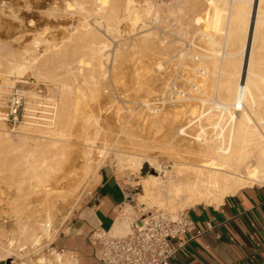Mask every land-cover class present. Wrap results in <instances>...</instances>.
<instances>
[{"label": "rangeland", "instance_id": "obj_1", "mask_svg": "<svg viewBox=\"0 0 264 264\" xmlns=\"http://www.w3.org/2000/svg\"><path fill=\"white\" fill-rule=\"evenodd\" d=\"M78 1L80 0H0V95L3 91H6L9 86L17 84L21 89H23L26 92L27 96L29 97V101L31 100L35 101L37 98L43 97L49 99L51 103L54 104L55 106V117H54V121L52 122L53 124L51 123L52 125H47L48 127L46 125L42 126L43 130L47 132L51 130L53 133L50 131L48 133L47 132L44 133L40 125L39 127L38 125L36 126L35 124H33V126L29 124L27 125V121L20 122L15 126L6 124L4 122H1L0 124V174L1 176L2 174L3 175L5 174L4 179L0 178V239L2 240L3 243H5L8 239L19 238L18 232L16 230L18 226L17 225L18 216H21V218L23 217L22 221L33 218L44 219V217L48 213L52 217V227H51L52 233L49 239L44 240L40 246H36L35 248L30 249V251L27 252V254L26 252H21V259L17 258L15 262H12L13 260L1 261L0 264H11V263L20 264V261L26 262L28 264H35L37 259L44 260L43 258L44 256L46 257L45 260L49 264H57L59 258H62V262L60 264H70L74 262L73 259L69 257V255L68 256L62 255V257L61 255H57L56 253H54L52 256L47 255V249L52 248L51 242L55 238V236H57L59 233L67 229L76 210L83 204L86 198L95 189L101 168L107 164L113 166L119 177L123 180L124 184L129 188L128 192L131 198V205L134 206V208L128 207V210L130 211V213H134V215L130 214L129 216L122 219L127 223L128 227H129V223L133 220L134 216H136L138 212H146L157 208L164 209L173 214L182 211L187 212L190 207L195 206L197 204L191 206L190 205L180 206L176 204L175 201H170V202L166 201L165 203H163V205H160L153 197L147 195V191L145 187L146 178H150L152 175H154L158 181L165 183L167 181L166 178L168 177L167 176L168 172L171 173L172 171L170 170L174 169L172 165L173 164L172 159H169L171 154V149L169 150L170 146L167 147L168 154L161 153L162 152L161 138H163V135L165 133H168V135H173L171 140L174 141L175 143L181 144L179 148L182 149L183 147L189 146L188 140H192V138L194 139L198 137V135L201 133L202 127L204 128V133L201 134V137L217 138L219 136V132L221 131V128H223L226 125V121H227L226 112L222 113L219 110L215 109L214 106L218 102H224L228 100L229 99L228 97L231 95V93L232 94L234 93L235 88L233 89V87L235 85V82L233 83V78L234 81L237 80L238 71L240 68L239 67L240 57H241L239 56L241 55L239 52H241L240 49H242L243 46L242 45L243 43L241 42H243L242 40L244 39L243 32H245L243 29V27H245V25L243 26V23L245 24V22L243 21L244 18L243 17L241 19L239 18L238 23L237 22L231 23L232 21H234V17L232 19L231 16L236 14L235 16L237 20L239 16V11L237 12L238 13L237 16V13L234 12L235 11L234 9L237 7L236 9L237 11L240 8H243V6L246 7L248 5L247 6V10H248L250 7L249 4L244 3L243 5L242 4L243 2L241 3L239 0H238L239 2H236V0L234 1L226 0V2L225 0H218V1L217 0H116V1L111 0L110 7L106 9L98 10V6H99L98 0L95 1L89 0L88 3H86L88 0H85L86 5L85 4L84 5L86 7L84 6L83 9L78 7V5H75L76 2ZM214 2L217 3L219 2L218 6L217 3H215V6H213ZM234 2L237 4H235ZM228 3L230 5L232 4V6L235 5L237 6L235 7L230 6L232 11H229ZM238 3H241L242 6L240 7V4ZM71 4L72 6L69 7V5ZM224 4L225 6H223ZM128 6H131L130 8L132 10L133 8L135 9L133 10V12H137L136 9H138V14H140L141 17L139 18L140 22L138 20L137 21L138 23L136 22V24L137 25L139 24L138 26L142 25L143 27H145L144 25H146L147 29L141 26L140 28L135 23H132V21L133 22L135 21L132 18L127 17L126 20L125 17L127 15V10L125 9ZM216 6L219 7V9H221L220 10L221 14L225 11L224 13L225 16L223 21L221 20L222 25H220L221 27H219L220 30L219 29L214 30L215 36L217 35V31L219 32V35L216 36L220 40L219 45L215 46V48L211 46L212 49H210L209 47L210 45L203 36H200L201 34L199 35V32L203 31V29H205V31H208L211 28V13L213 12ZM77 7L79 9H77ZM111 7L113 8L115 7L114 11L110 10ZM195 9L196 11H194ZM263 9H264V4H263ZM96 10L99 12V15ZM96 12H97V16L95 15ZM121 14L123 15L120 17ZM196 14L198 16H196ZM226 14L228 15V17L230 15L231 19L226 17L227 16ZM109 15H111L112 17L110 18ZM116 16L118 21L116 19ZM145 16L148 17L145 18ZM190 17H192L193 23ZM198 17H201L203 21L202 22L197 21L194 23L195 19L193 18L197 19ZM225 17L228 19L229 23L231 24H228ZM120 19H123L124 21H120ZM113 21L115 25L112 24ZM144 21L146 22L149 21V22L146 23ZM222 22H224V25ZM226 22L228 25H231V27L225 24ZM79 23H81L82 26ZM90 23L92 26H90ZM196 23L198 25H194ZM86 24L88 26H86ZM93 24H96L97 28L94 27L96 25L93 26ZM235 24L236 25L238 24L237 25L238 29L234 27ZM102 25L105 28L102 27ZM110 25L111 26L113 25L114 27L113 26L110 27ZM192 25H194V27H192ZM226 25L228 27H225ZM132 26L133 29L131 28ZM186 26H188V28H186ZM90 27L92 28L94 27L95 29L94 28L92 29ZM128 27H130L131 30H129ZM224 28L227 33L223 31ZM234 28L236 32H233ZM81 29L83 30L81 31ZM116 29L118 33H115ZM122 30L126 34L122 32ZM263 30L264 29H262V32L264 33ZM90 31L92 33H89ZM106 31H110L111 33H114L115 38L113 37V34L110 33L108 35L109 32L106 33ZM196 31H197L196 34L197 36L195 35ZM150 32L153 33L151 34ZM94 33L95 34L98 33L96 34L98 36L100 34V39H98L99 38L98 36H94L95 35ZM143 33L144 34L150 33L149 36L150 42L143 40L144 39ZM233 33L237 35L239 33V36L238 37L235 36L236 37L235 38L233 37L234 36ZM80 34L83 35L84 37L88 34L87 37L89 38V40L88 38L87 39L85 38L86 40L85 41L84 37H82ZM91 34H93V36ZM227 34H230L229 37L232 35L231 36L232 39L231 37L228 38ZM263 35L264 34H261V37ZM90 36L91 38H95V39H91ZM79 39L83 40L82 43H79L80 41ZM108 39L112 41H109ZM133 39H136L137 42H135V40ZM233 39L234 42L232 41ZM126 41L127 43H125ZM164 41H167L168 43ZM258 41H260V39H258L257 42ZM26 42L28 43V45ZM100 42L101 44L102 43L107 44V47L103 49L105 53L103 57L104 60L105 58L106 60L104 61V66L102 68L100 67L94 68L93 72L95 71L94 72L95 74L92 72V74L90 75L88 74V72L84 73V75L81 76H78L76 74H75L76 76L75 75L73 76L72 73L69 74L66 73L67 71L63 65V63L66 60H70L71 58L73 59L81 55H86L88 53V47H90L93 43L99 44ZM151 42L154 43L151 44ZM163 42L165 45L163 44ZM261 42L262 40L259 43H255V44L261 45ZM43 43L46 44L44 45ZM52 43L53 44L57 43V45L56 44L52 45ZM160 43H162V45L164 46L162 47ZM231 44L233 47H231ZM130 45H133L135 48L133 49V46ZM152 45L157 47L153 49L154 46ZM26 46L32 47L31 49L34 50L35 52L34 55H39L40 53L39 60L43 58V62L42 60L37 61V63L35 64L36 66L32 67V69L35 68V70L39 68L41 72L39 71L40 73L38 75V72H36L38 70L32 71V69L29 67L28 70L23 75L20 76L19 75L16 76V74L8 75L6 71L11 61H18V60L20 61L25 56H27L26 59L32 60L30 58L32 57L31 55H33L31 52H30L31 54L29 53L25 54L24 49ZM56 46L58 47L61 46L60 48L61 53L60 51H58V53H60V55L63 56V57L60 56L61 60H58L60 57L57 58V60H55L56 59L55 57L54 59H52L54 53L50 54L48 52L50 54L49 56H47L48 54L44 53V51L46 52V49L48 51L52 49L53 50L57 49L58 47ZM70 46L71 48L68 49V47ZM34 47L37 48L34 49ZM151 47L153 50L151 49ZM223 47L225 49H223ZM257 47L258 49L255 48L254 51L258 53H256L257 56L254 55L253 60L255 62H258L259 58H261L260 62H264L262 61V59H264L263 58L264 48L261 49L260 46ZM80 48H84V49H80ZM231 48L233 53L232 51H230ZM20 49H22L24 52ZM66 49L69 54L67 52L66 54L64 53ZM213 49L217 52L218 55L215 54L216 52L213 53ZM69 50H71V52H69ZM15 51L18 54H16ZM236 51L237 52L239 51L238 52L239 54L236 53ZM63 53L65 54V56L67 55V57H65ZM71 53L72 54L75 53V54H73L72 56ZM12 54H13L12 58L15 57L14 58L15 60L10 57L12 56ZM198 56H201V58L203 56L204 60L203 59L201 60V58ZM47 57L48 59L44 60ZM231 57L233 59H231ZM257 57H258V61L256 60ZM133 58L135 62L133 61ZM137 58L140 59V61L141 60L142 61L141 62L138 61ZM46 61L48 65L46 66L47 68L45 66H42L44 62L46 63ZM214 62H216L217 64L220 63L222 65L219 66V64L218 65L214 64ZM54 63L58 65H55ZM124 63L125 65H123ZM140 63H142V65ZM228 63L229 65H227ZM127 64L129 65L126 66ZM130 64L131 67H129ZM232 64L235 65L233 66ZM232 66L235 68L231 69ZM60 68L63 70H61ZM133 68L135 69L141 68L140 69L141 72L140 70H135ZM45 69L48 71H46ZM42 70L44 73L42 72ZM234 70L237 73L234 72ZM48 72L52 73V74L49 73L51 75L49 77H48L49 75ZM208 72H211L210 74L214 73L213 76H211ZM41 73L42 75L44 74L43 75L44 79ZM64 73L65 75H63ZM93 74L95 76L98 75L100 77L98 76L95 77ZM203 75L205 76L206 79L203 78ZM229 75H231V77ZM86 76L87 78L85 79ZM137 76H139V78ZM6 77L9 78V81L7 82L8 84L4 82V79ZM91 77L95 79V82ZM210 77L211 79H209ZM55 78H59L61 82L60 80ZM96 78H102V80L100 81L99 79ZM202 78L203 80L204 79L205 80L204 81L200 80ZM82 79L84 80L82 81ZM225 79H227V81ZM70 80L72 83L70 82ZM63 81H65L66 84L63 83ZM92 81L94 82V85L92 84L93 83ZM96 81L97 84L98 83L101 84L95 86ZM134 81L136 82V84H133L135 83ZM209 81L211 84L209 83ZM195 83L196 85L200 86V88L202 89V92L199 94H197V92L194 91ZM207 83H209L211 86H209ZM73 84L76 87L73 86ZM64 86L67 87L66 89L69 90L73 89V91L72 92H70L69 90L64 91L63 90L65 89ZM97 86L98 88H102V89L98 90ZM192 86L193 89H191ZM230 87L231 89H229ZM79 88L82 89L83 92L81 90H77ZM74 90H76L77 92ZM179 91L186 92L188 95L182 96L181 93H178ZM93 92L96 93L94 94ZM66 93H67V97H63V94L64 96H66ZM76 93L77 94L81 93V94L77 95ZM225 95L227 96L225 97ZM63 98L64 99L68 98L67 99L68 101L66 99L64 100ZM73 101L74 103L75 101H78V105L75 103V106L77 105L76 107L73 105L74 104ZM72 105L73 107L71 108ZM77 107L80 113L77 111ZM103 107L104 108L106 107L105 109L107 110V112L106 110H104ZM73 108H76L75 113H73L74 112ZM88 108L91 110H89ZM83 110L85 111L83 112ZM87 111H89L91 115L93 113V116L94 115L96 116L95 117L96 122L93 121L94 120L93 116L90 115L89 117L90 113H87ZM83 115L84 117L86 115L87 116L84 118ZM79 116H81L82 119ZM73 118L74 119L78 118L77 119L78 124L77 122H74ZM70 119H72L74 122V123L72 122L73 123L72 125H75L76 123V125L79 126L80 124L79 127L81 130H79V127L75 126L73 129H71V132L68 131L70 129L67 128L68 125L65 127V124H68L69 122L70 124L69 126H71V122L69 121ZM79 119L82 121H79ZM66 121L68 122L66 123ZM22 123L25 125H23ZM186 124H191L188 128H186L187 135L183 137L178 136L176 132L177 129L180 126H184V125L186 126ZM20 125H22L21 126L22 129L19 128ZM63 126L67 128V131ZM37 127L39 129L35 130V128ZM65 132L66 133L69 132L67 133L68 136L67 134H65ZM74 133H76V136L73 135L74 138H72L70 134H74ZM86 133L88 134L86 135ZM54 135L56 137H54ZM89 135L92 136V137L90 136L92 139H94L93 137H95L94 140L95 142L93 141L95 144L92 142V139L89 141H91L93 144H90V142L83 143L87 146V150H85L86 146L83 145L81 141L82 142L86 141V138L83 139V137L85 136L89 137ZM43 137H45L44 138L45 143L42 145V149L40 150L39 154L42 155L43 157H46L48 161H51L50 163L51 169L47 170L46 172L42 171L44 173L42 175L39 174V176H32L30 173L25 174L26 177L31 178L30 181L33 183V186L36 185L35 182H37V186L34 188V191L30 193V195L27 198H25L23 195L25 194L24 191H20L19 186H17L19 185L18 178H12L11 177L12 171L8 170L7 168H6L7 170L4 172L1 170L5 169L4 162L7 156L16 153V151L19 149H24L25 148L24 146L26 144L32 145L34 143L33 140L43 143L44 142L42 139ZM52 138L54 140L53 141L51 140L52 142L51 141L49 142L50 143L49 146L52 147L49 148L47 147V145L49 144L47 142ZM61 138L63 139L68 138L67 139L68 141L69 138L70 139L72 138V141H74V143H72L71 140L70 142H68L66 139L63 140ZM61 140H63V143H61ZM148 140L150 141L148 142ZM66 141L67 143L65 144L64 142ZM145 141L148 145L144 144ZM158 143H160L159 144L160 146L158 145ZM71 144H73V146ZM142 144H144L146 147H144V145ZM57 145L59 147L60 145L61 146L68 145L69 154L66 153L67 150L65 151V149L68 146L66 147L63 146L65 148L64 149L65 152L61 153L63 151L56 150L58 147L55 149L54 146ZM80 145L85 147H81ZM91 145L92 147L95 146L93 149V153L91 149L92 147H90ZM63 147H60L58 149H63ZM154 147L157 148L155 149ZM45 148L47 150H44ZM49 149L55 152H51L49 151ZM75 149H77L79 152L77 153V150L75 151ZM70 150H72L71 151L72 153H70ZM58 151L60 152V156H63V154L65 153L67 154L66 156L68 157V160H66L67 157H63V159H65L67 163L65 162V160L64 161L59 160L61 158L59 156ZM153 151L155 152L153 153ZM180 152L183 151L181 150ZM145 154L150 155L152 157L156 155L155 157L157 159L155 157L153 158L156 159L157 163H159L160 167L162 168L156 171H152V165H151L152 163L150 161L148 162L145 161L143 163V166L140 169H138L135 166L136 164L131 160V158L139 159L142 158ZM161 154L163 156H161ZM56 158H58V160ZM60 161L61 163H59ZM87 161H89L90 163ZM171 175L174 177L175 173H172ZM30 181L22 184L23 188L26 189L30 185L31 183ZM253 185H260V184L255 183ZM200 204H206V203H200ZM34 213L35 215H33ZM27 216H29V218H27ZM1 223L4 224L2 225ZM128 227H127V231H128ZM127 231L122 235L126 234Z\"/></svg>", "mask_w": 264, "mask_h": 264}, {"label": "bare ground", "instance_id": "obj_2", "mask_svg": "<svg viewBox=\"0 0 264 264\" xmlns=\"http://www.w3.org/2000/svg\"><path fill=\"white\" fill-rule=\"evenodd\" d=\"M95 1V0H94ZM114 1V0H113ZM116 1V0H115ZM218 1V0H217ZM234 1V0H233ZM232 1V3H233ZM243 5L244 3H247L250 5L249 9L247 10V6H243V8H240L239 10L236 11L237 7L234 9L235 11L234 12H238L239 11V16H238V13H237V20H236V14L232 15L231 18L233 19L234 17V21H232L231 23L233 22H239V18L241 19L242 17L244 18V22L245 24L243 23V26L245 25V27H243L244 31V39L242 45V49L241 52H239L241 55L240 57V68H239V71H238V76H237V80L234 81V78H233V83L235 82V85L233 87L234 89V93L232 94L231 92V95L227 98L228 100L224 101V102H218L214 108L219 110L220 112L222 113H225L227 114V121H226V125L221 128V131L219 132V136L217 138H208V137H201V134L204 133V128L202 127V130H201V133L198 135V137L196 138H192V140H188L189 142V146H186V147H183L182 149L179 148V146L181 144H178V143H175L174 141L171 140V138L173 137V135H168V133H165L163 135V138H161V141H162V154H168V151H167V147L170 146L169 150L171 149V154H170V157L169 159H172V165H173V170H170L172 171L171 173L168 172V177L166 178L167 181L164 183V182H160L156 179V177L154 175H152L150 178H146L145 179V187H146V191H147V195L150 196V197H153L157 203H159L160 205H163V203H165L166 201L170 202V201H175L176 204L180 205V206H183V205H195V204H200V203H206V204H214L216 206L220 205L224 199L227 197V196H230V195H234L236 194L239 190H241L242 188L244 187H247V186H251L255 183H259L260 185L261 184H264V62H260L261 61V58H259V61H258V57H257V61L258 62H255L253 59H254V55H256V51L255 48L258 49L257 46H260L261 49L264 48V42H263V36L261 37V34H264L262 32V29H264V9H263V4H264V0H239ZM238 0H236V2H239ZM85 0H80L78 2H76L75 5H78V7H80L81 9H83V7L86 5L85 4ZM89 0L86 2L88 3ZM97 2V1H96ZM226 2V0H225ZM94 3V2H93ZM98 3H99V6H98V10H102V9H106L108 7L111 6V0H98ZM116 3V2H115ZM215 3L217 2H214V5L215 6ZM219 3V2H218ZM218 3H217V6H218ZM235 3V2H234ZM241 3H238L240 4V7L242 6ZM85 4V5H84ZM226 4V3H225ZM225 4L223 6H225ZM229 4V3H228ZM227 4V5H228ZM237 4V3H235ZM88 5V4H87ZM234 5V4H233ZM72 6L69 5V7ZM215 7V9L213 10V12L211 13V28L208 30V31H205V29H203V31H200L199 32V35L200 36H203L206 41L208 42V44L210 45V49L211 46L215 48V46H218L219 45V39L216 37L217 35H219V32L217 31V35L215 36V31L214 30H218L219 27H221L220 25L221 24V20L223 21L224 19V16H225V11L221 14L219 7ZM232 4L228 5V8H229V11H232L231 7ZM237 6V5H235ZM235 6H232V7H235ZM77 7V9H79ZM86 7V6H85ZM89 7V6H88ZM131 6H128L125 10H127V15H126V20H127V17L128 18H132L134 19L135 21L132 23H135L139 20V18L141 17L140 14H138V9H136L137 12H133V10H135L133 8V10L130 8ZM115 8V7H114ZM114 8L111 7L110 10L114 11ZM214 8V7H213ZM54 9V8H53ZM117 9V8H116ZM120 9V8H119ZM226 9V8H225ZM224 9V10H225ZM231 9V10H230ZM121 10V9H120ZM119 10V11H120ZM81 11V10H80ZM97 11V10H96ZM123 11V10H122ZM196 11V9L194 10ZM222 11H223V8H222ZM94 12V10H93ZM98 12V11H97ZM97 12L95 13V15L97 16ZM193 12V11H192ZM198 12V11H197ZM78 13V12H76ZM83 13V12H81ZM112 13V12H111ZM121 13V12H120ZM140 13V12H139ZM155 13V12H154ZM228 13V11H227ZM28 14V13H27ZM103 14V13H101ZM100 14V16H101ZM105 14V13H104ZM107 14V12H106ZM117 14V13H116ZM126 14V12H125ZM124 14V15H125ZM224 14V15H223ZM98 15H99V12H98ZM123 14L120 15V17L122 16ZM147 15V14H146ZM223 15V16H222ZM227 15V14H226ZM231 15V13H230ZM230 15L228 17V15L226 17L230 18ZM28 16V15H27ZM144 16V14H143ZM154 16V15H153ZM190 16V15H189ZM194 16V15H193ZM196 16H198L196 14ZM86 17V16H85ZM99 17V16H98ZM103 17V15H102ZM109 17L111 18L112 16L109 15ZM115 17V16H114ZM118 17V18H120ZM148 17V16H145V18ZM225 17V19L227 20L228 24H231L229 23L228 19ZM108 18V17H107ZM143 18V17H142ZM144 18V19H145ZM191 20H192V17H190ZM230 18V19H231ZM83 19V18H82ZM88 19V17H87ZM105 19V17H104ZM103 19V20H104ZM116 19H117V16H116ZM124 19V18H123ZM123 19H120V21H124ZM195 19L194 20V23L195 22H202L203 19H201V17H198L197 19L196 18H193ZM85 20V19H84ZM102 20V19H101ZM110 20V19H108ZM115 20V19H114ZM125 20V21H126ZM131 20V19H130ZM150 20V19H149ZM153 20V19H152ZM225 20V21H226ZM254 20V21H253ZM79 21V20H78ZM87 21V20H86ZM93 21V20H92ZM91 21V22H92ZM118 21V19H117ZM251 21L253 22V26H252V38H251V42L250 44L248 45V37H249V30H250V26H251ZM111 22V21H110ZM140 22V20H139ZM142 22V21H141ZM146 22V21H144ZM149 22V21H147ZM146 22V23H147ZM190 22V21H189ZM227 22L225 24H227ZM102 23V22H101ZM120 23V22H119ZM138 23V22H137ZM192 23H193V20H192ZM223 25H224V22H222ZM81 24V23H79ZM112 24H114V21L112 22ZM121 24V23H120ZM190 24V23H189ZM200 24V23H199ZM227 24V25H228ZM96 25V24H93V26ZM115 25V24H114ZM117 25V24H116ZM119 25V24H118ZM122 25V24H121ZM137 25V24H136ZM139 25V24H138ZM137 25V26H138ZM194 25H198L197 23L194 24ZM194 25H192V27H194ZM225 26V27H228L231 25H228V26ZM238 25V24H237ZM235 24L234 27H236L238 29V26ZM31 26V25H30ZM73 26V25H72ZM82 26V24H81ZM85 26V25H84ZM86 26H88L86 24ZM90 26L91 23H90ZM113 26V25H112ZM110 25V27H112ZM130 26V25H129ZM141 27H143L142 25H140ZM138 26V27H140ZM145 29H147L146 25H144ZM97 28V25L94 26ZM93 27V28H94ZM102 27H104L102 25ZM114 27V26H113ZM140 27V28H141ZM169 27V26H168ZM74 28V27H73ZM72 28V30H73ZM86 28V27H85ZM92 28V27H90ZM92 28V29H93ZM101 28V27H100ZM105 28V27H104ZM129 30H131V28L133 29V26L130 28L128 27ZM142 28V29H143ZM171 28V27H170ZM186 28H188V26H186ZM223 28V27H222ZM70 29V28H69ZM95 29V28H94ZM102 29V28H101ZM114 29V28H113ZM193 29V28H192ZM198 29V28H196ZM200 29V28H199ZM83 29H81L82 31ZM98 30V29H97ZM107 30V29H106ZM109 30V29H108ZM119 30V29H118ZM169 30V29H168ZM220 30V29H219ZM228 30V29H227ZM67 31V30H65ZM71 31V30H70ZM87 31V30H86ZM93 31V30H92ZM95 31V30H94ZM101 31V30H99ZM111 31V29H110ZM110 31H106L109 32L108 35L111 33ZM117 31V29H116ZM115 33H118V31ZM189 31V30H188ZM222 31V30H221ZM220 31V32H221ZM225 31V28L224 30ZM243 31V30H242ZM264 31V30H263ZM69 32V31H68ZM122 32H124L122 30ZM140 32V31H139ZM148 32V31H147ZM190 32V31H189ZM226 32V31H225ZM233 32H236L235 31V28H234V31ZM89 33H92L91 31ZM125 33V32H124ZM128 33V31H127ZM141 33H142V30H141ZM140 33V34H141ZM151 33V32H150ZM150 33L149 34H144V41H149V36H150ZM153 33V32H152ZM151 33V34H152ZM191 33V32H190ZM193 33H194V30H193ZM227 33V32H226ZM261 33V34H260ZM30 34V33H29ZM32 34V33H31ZM34 34V33H33ZM67 34V33H66ZM95 34V33H94ZM98 34V33H96ZM94 35V36H98V35ZM113 34V37L115 36L114 33H111ZM121 34V33H119ZM126 34V33H125ZM197 34V31L195 33V35ZM222 34V33H221ZM232 34V33H230ZM230 34H227L228 38ZM234 34V33H233ZM28 35V34H27ZM38 35V34H37ZM74 35V34H73ZM81 35V34H80ZM93 36V34H91ZM154 35V34H153ZM168 35V34H167ZM194 35V34H192ZM198 35V36H199ZM29 36V35H28ZM82 37H84L83 35H81ZM88 34L84 37V40L85 38L87 39L88 37ZM103 36V35H101ZM190 36V35H189ZM197 36V35H196ZM226 36V34H225ZM238 37L239 36V33L238 35L237 34H234L233 37ZM55 37V36H53ZM57 37V36H56ZM100 39V34L98 36ZM111 37V36H110ZM235 37V38H236ZM37 38V37H36ZM40 38V37H39ZM52 38V37H51ZM73 38V37H72ZM81 38V37H80ZM91 38V36H90ZM97 38V37H96ZM106 38V37H104ZM109 38V37H108ZM112 38V37H111ZM115 38V37H114ZM131 38V37H130ZM135 38V37H134ZM152 38V37H151ZM154 38V37H153ZM160 38V37H159ZM194 38V37H192ZM203 38V39H204ZM225 38V37H223ZM234 38V39H235ZM56 39V38H55ZM76 39V38H75ZM74 39V40H75ZM83 39V38H82ZM91 39H95V38H91ZM113 39V38H112ZM132 39V38H131ZM140 39V38H139ZM227 39V38H226ZM225 39V40H226ZM232 39V37H231ZM230 39V40H231ZM234 39L232 40L234 42ZM260 39V41L262 40L261 42V45L260 44H255V43H259L260 41L257 42V40ZM42 40V39H41ZM50 40V38H49ZM80 40V39H79ZM89 40V38H88ZM109 41H112L110 39H108ZM107 40V41H108ZM136 41V39H133ZM162 40V39H161ZM167 40V39H165ZM198 40H199V37H198ZM229 40V39H228ZM38 41V40H37ZM55 41V40H54ZM77 41V40H76ZM83 40H80L79 43H82ZM86 41V40H85ZM96 41V40H95ZM104 41V40H103ZM115 41V40H114ZM118 41V39H117ZM120 41V40H119ZM131 41V40H130ZM129 41V42H130ZM227 41V40H226ZM225 41V42H226ZM60 42V41H59ZM98 42V41H97ZM124 42V41H123ZM150 42V41H149ZM164 42H167V41H164ZM163 42V44H164ZM237 42V41H236ZM27 43V42H26ZM74 43V41H73ZM106 43V41H105ZM105 43H102L101 42L99 44L97 43H93L90 47H88V53L86 55H81L79 57H76V58H71L70 60H66L63 65L66 69V73H72L73 76L76 74L78 76H81V75H84V73L88 72V74H92L94 68H102L104 66V48L107 47V44ZM109 43V42H107ZM127 43V41L125 42ZM139 43V42H138ZM154 43V42H153ZM151 42V44H153ZM158 43V42H157ZM168 43V42H167ZM204 43V42H203ZM227 43V42H226ZM44 44V43H43ZM42 44V46H43ZM46 44V43H45ZM44 44V45H45ZM57 45V43H54ZM52 43V45H54ZM101 44V45H100ZM118 44V43H116ZM161 46L163 47L164 45H162V43H160ZM26 45V44H25ZM28 45V43H27ZM33 45V44H32ZM41 45V44H40ZM59 45V44H58ZM77 45V44H76ZM114 45V44H113ZM120 45V44H119ZM144 45V44H143ZM147 45V44H146ZM149 45V44H148ZM156 45V44H155ZM237 45V44H236ZM256 45V46H255ZM23 46V44H22ZM39 46V45H38ZM37 46V47H38ZM47 46V45H46ZM73 46V45H72ZM125 46V45H124ZM130 46H133V45H130ZM154 46V45H152ZM36 47V48H37ZM54 47V46H53ZM52 47V48H53ZM58 47V46H56ZM114 47V46H113ZM157 46H154V48H156ZM159 47V45H158ZM231 47L232 44H231ZM22 48V47H21ZM24 48V47H23ZM32 47L30 46H26L24 51H25V54L26 53H29V54H33L31 55L32 57H30L32 60L30 59H26L27 56L23 57L22 60H17L18 61H11V63L9 64V67L7 68V74L8 75H14L16 74L17 75H23L27 70L28 68L30 67L32 69V67L36 66L35 64L37 63V61H41L43 62V58L41 60H39V55H34L35 52L34 50L31 49ZM34 47V49H36ZM51 48V47H50ZM60 48L61 46H59L57 49H52L50 51H48L46 49V52L44 51V53L48 54L47 56H49L50 54L54 53V56L52 59H54V57L56 58L55 60H57V58H59L61 55V51H60ZM67 48V47H66ZM70 47H68V49H70ZM128 48V47H127ZM126 48V49H127ZM135 47L133 46V49ZM78 49V48H77ZM80 49H84V48H80ZM152 49V47H151ZM152 49V50H153ZM171 49V47H170ZM223 49H225L223 47ZM22 50V49H20ZM113 50V49H112ZM111 50V51H112ZM156 50V49H155ZM237 50V49H235ZM250 50V54H249V59H248V67L246 69V72L242 78V74H243V63H244V58H245V54ZM264 50V49H263ZM23 51V50H22ZM23 51V52H24ZM58 51H60V53H58ZM118 51V50H117ZM121 51V50H119ZM157 51V50H156ZM163 51V50H162ZM219 51V50H218ZM230 51H232V48L230 49ZM259 51V50H258ZM262 51V50H260ZM19 52V51H17ZM22 52V53H23ZM31 52V53H30ZM50 54H49V53ZM67 52V49L66 51L64 52L66 54ZM69 52H71V50H69ZM75 52V51H74ZM108 52V51H107ZM116 52V51H115ZM216 51L213 49V53H215ZM224 52V51H223ZM227 52V51H226ZM236 51V53H238ZM16 53V51H15ZM21 53V52H20ZM58 53V54H57ZM63 53V54H64ZM68 53V52H67ZM82 53V52H81ZM84 53V51H83ZM109 53V52H108ZM118 53V52H117ZM121 53V52H120ZM210 53H211V50H210ZM233 53V51H232ZM238 53V54H239ZM261 53V52H260ZM18 54V53H16ZM15 54V55H16ZM37 54V52H36ZM64 54V56H65ZM69 54V53H68ZM72 54V53H71ZM75 54V53H73ZM72 54V56H73ZM79 54V53H77ZM216 55L217 52L215 53ZM235 54V53H234ZM21 55V54H20ZM109 55V54H108ZM111 55V53H110ZM116 55V54H115ZM130 55V54H129ZM202 55V54H201ZM213 55V54H212ZM71 56V57H72ZM107 56V55H106ZM133 56V55H132ZM214 56V55H213ZM220 56V55H219ZM257 56V55H256ZM255 56V58H256ZM5 57V56H4ZM11 58L13 57V54L12 56H10ZM19 57V56H18ZM43 57V55H42ZM52 57V56H51ZM63 57V56H61ZM61 57L58 59V60H61ZM67 57V55L65 56ZM201 58V56H198ZM207 57V56H206ZM215 57V56H214ZM260 57V56H259ZM10 58V59H11ZM15 58V57H14ZM12 58V59H14ZM20 58V57H19ZM41 58V57H40ZM204 57L202 56L201 60L203 59ZM211 58V56H210ZM213 58V57H212ZM264 58V57H263ZM48 59L45 58L44 60ZM50 59V58H49ZM65 59V58H63ZM108 59V57H107ZM123 59V58H121ZM131 59V58H130ZM129 59V60H130ZM231 59H233L231 57ZM15 60V59H14ZM138 61H140V59L137 58ZM204 60V59H203ZM131 61V60H130ZM129 61V62H130ZM133 61L135 62L134 58H133ZM132 61V62H133ZM142 61V60H141ZM140 61V62H141ZM144 61V60H143ZM198 61H199V58H198ZM236 61V60H235ZM262 61H264V59H262ZM117 62V61H116ZM125 62V61H124ZM204 62V61H202ZM200 62V63H202ZM232 62V60H231ZM40 63V62H38ZM57 63V62H56ZM54 63L55 65H58ZM128 63V62H127ZM46 64V65H44ZM44 64L42 66H48L47 65V61L46 63L44 62ZM50 64V63H49ZM106 64V63H105ZM108 64V63H107ZM119 64V63H118ZM142 65V63H140ZM139 64V65H140ZM204 64V63H203ZM214 64H217L216 62H214ZM219 66H221L222 64L218 63ZM217 64V65H218ZM125 65V63L123 64ZM129 64H127L126 66H128ZM140 65V66H141ZM229 65V63L227 64ZM233 65V64H232ZM235 65V64H234ZM233 65V66H234ZM41 66V65H40ZM41 66V67H42ZM50 66V65H49ZM115 66V65H114ZM118 66V65H117ZM231 66V64H230ZM235 68V67H233ZM131 67V64L130 66ZM229 67V66H227ZM226 67V69H227ZM38 68V66H37ZM47 68V67H46ZM50 68V67H49ZM142 68V67H141ZM140 68V69H141ZM159 68V67H158ZM238 68V66H237ZM61 69V68H60ZM64 69V70H65ZM127 69V67H126ZM135 69V68H133ZM140 69H135V70H140ZM229 69V68H228ZM36 71L38 72V75L39 73L41 72L38 69L35 70L32 69V71ZM44 70V69H43ZM42 70V72H43ZM46 70V69H45ZM54 70V69H53ZM53 70H50V71H53ZM63 70V69H61ZM97 70V69H96ZM117 70V68H116ZM130 70V69H129ZM5 71V70H3ZM40 71V72H39ZM48 71V70H46ZM59 71V69H58ZM132 71V70H131ZM134 71V70H133ZM232 71V70H231ZM95 72V71H94ZM93 72V73H94ZM141 72V70H140ZM207 72V71H205ZM234 72H236L234 70ZM44 73V72H43ZM51 73V72H48V74ZM61 73V72H60ZM59 73V74H60ZM104 73V72H103ZM107 73V72H106ZM203 73V72H202ZM209 74L211 72H208ZM226 73V72H225ZM230 73V72H229ZM237 73V72H236ZM32 74V73H31ZM36 74V73H34ZM52 74V73H51ZM57 74V73H56ZM58 74V75H59ZM66 74V75H68ZM95 74V73H94ZM93 74V75H94ZM198 74V73H197ZM204 74V73H203ZM214 74V73H213ZM213 74H210L211 76H213ZM33 75V74H32ZM42 75V73H41ZM44 75V74H43ZM42 75L43 79H44V76ZM55 75V74H54ZM61 75V74H60ZM65 75V73L63 74ZM75 75V76H76ZM106 75V74H105ZM51 76L50 74L48 75V77ZM71 76V75H70ZM77 76V77H78ZM95 76V75H94ZM98 76V75H96ZM95 76V77H96ZM102 76V75H101ZM108 76V75H107ZM132 76V75H131ZM150 76V75H149ZM231 77V75H229ZM41 77V78H42ZM56 77V76H55ZM100 77V76H98ZM116 77V76H115ZM120 77V76H119ZM133 77V76H132ZM139 78V76H137ZM209 77V76H208ZM37 78V76H36ZM39 78V77H38ZM52 78V77H51ZM68 78V77H67ZM87 78V76L85 77V79ZM92 78V77H91ZM203 78H205V76L203 75ZM200 79V80H203ZM55 79H58L60 80L59 78H55ZM77 79V78H76ZM74 79V80H76ZM93 79V78H92ZM96 79H99L100 81L102 80V78H96ZM121 79V78H120ZM153 79V78H152ZM206 79V78H205ZM204 79V80H205ZM211 79V77L209 78ZM215 79V77H214ZM230 79V78H228ZM65 80V78H64ZM72 80V79H71ZM70 80V82H71ZM73 80V81H74ZM84 79H82L83 81ZM88 80H91V79H88ZM87 80V81H88ZM94 82H95V79H93ZM122 80V79H121ZM124 80V79H123ZM132 80V79H131ZM203 80V81H204ZM227 81V79H225ZM9 81V78H5L4 79V82L6 84H8L7 82ZM104 81V80H103ZM25 82V81H24ZM61 82V80H60ZM90 82V81H89ZM93 82V81H92ZM94 82L92 83L94 85ZM107 82V81H106ZM135 82V81H134ZM201 82V81H200ZM207 82H208V79H207ZM63 83H65V81H63ZM61 83V84H63ZM72 83V82H71ZM85 83V82H83ZM105 83V82H104ZM141 83V82H139ZM198 83V82H197ZM206 83V82H204ZM210 83V81H209ZM209 83H207L209 86H211ZM66 84V83H65ZM64 84V85H65ZM101 83H98L97 84V81H96V85H99ZM106 84V83H105ZM110 84V83H109ZM133 84H136L133 83ZM203 84V83H202ZM213 84V83H212ZM229 84V83H228ZM89 85V84H88ZM91 85V84H90ZM108 85V84H107ZM142 85V84H141ZM230 85V84H229ZM63 86V85H61ZM67 86V85H66ZM70 86V85H69ZM73 86H75L73 84ZM110 86V85H109ZM138 86V84H137ZM205 86V85H204ZM65 87V86H64ZM76 87V86H75ZM81 87V86H79ZM228 87V86H227ZM67 87H65V89H63L64 91H67L69 89H66ZM83 88V86H82ZM98 88V86H97ZM206 88V87H205ZM209 88V87H208ZM207 88V89H208ZM99 89H102V88H98ZM192 89V88H191ZM231 89V87L229 88ZM77 90H81L82 89H77ZM97 90V89H96ZM70 92L73 91V89H70L69 90ZM76 91V90H74ZM93 91V90H92ZM194 91L197 92V94L201 93L202 92V89L200 88V86L196 85V83L194 84ZM225 91H226V88H225ZM77 92V91H76ZM83 92V91H82ZM86 92V91H85ZM84 92V94H85ZM102 92V91H101ZM91 93V92H90ZM94 94L96 92H93ZM92 93V95H93ZM108 93V91H107ZM65 94V93H64ZM63 94V97H67V93H66V96H64ZM77 94V93H76ZM81 93L77 94V95H80ZM83 94V95H84ZM99 94V93H98ZM196 94V93H195ZM227 94V93H226ZM76 95V96H77ZM89 95V94H87ZM102 95V94H101ZM116 95V94H115ZM223 95V94H221ZM86 96V95H85ZM227 95H225L226 97ZM107 97V96H106ZM121 97V96H120ZM196 97V96H195ZM200 97V96H199ZM223 97V98H225ZM70 98V97H69ZM72 98V97H71ZM198 98V97H197ZM64 99V98H63ZM66 100L68 98H65ZM64 99V100H65ZM75 99V97H74ZM78 99V98H77ZM97 99V98H96ZM199 99V98H198ZM202 99V98H201ZM201 99H200V102H201ZM33 101V100H32ZM68 101V100H67ZM204 101V100H202ZM66 102V101H65ZM74 103V101H73ZM75 103L78 105V101H75ZM75 103L73 104L75 106ZM148 103V102H147ZM205 104V103H204ZM73 105L71 106V108L73 107ZM76 105V106H77ZM153 105V104H152ZM75 106V107H76ZM200 106V105H199ZM86 107V106H85ZM198 107V105H197ZM104 108V107H103ZM106 108V107H105ZM104 108V110H106ZM110 108V107H109ZM157 108V107H156ZM74 109V112L76 111V108H73ZM89 109V108H88ZM81 110V109H80ZM91 110V109H89ZM77 111H78V107H77ZM85 110H83L84 112ZM93 111V110H92ZM91 111V112H92ZM156 111V110H155ZM80 113V111H78ZM77 112V113H78ZM96 112V111H95ZM107 112V110H106ZM87 113H90L89 111H87ZM83 114V113H82ZM96 114V113H95ZM153 114V113H152ZM203 114V113H202ZM77 115V114H76ZM91 113L89 114V117H90ZM87 116V115H86ZM85 116V117H86ZM93 116V113L92 115ZM81 117V116H79ZM84 117V115H83ZM84 117V118H85ZM94 117V120H95V115L93 116ZM76 118V117H75ZM83 118V119H84ZM78 119V118H77ZM77 119H74V122H77ZM82 119V117H81ZM98 119V118H96ZM72 119H70L69 121L71 122V126H69V122L66 121V123L68 122V124H65V127L67 126V128H69L71 132V129H73L75 126L76 127H79L78 125H72L74 122H73ZM79 121H82L79 119ZM89 121V120H87ZM120 121V120H119ZM154 121V120H153ZM73 122V123H72ZM92 122V121H91ZM158 122V121H157ZM1 124V122H0ZM23 124V123H22ZM32 125L33 124L31 122H27V125ZM53 124V123H52ZM51 123L47 124V125H52ZM78 124V122H77ZM85 124V123H84ZM25 125V124H23ZM46 125V126H47ZM191 124H186V126H180L178 129H177V135L180 136V137H183L185 135H187V132H186V128H188ZM22 125H20V129ZM37 126V125H36ZM28 127V126H26ZM30 127V126H29ZM35 127V126H34ZM39 127V125H38ZM35 128V130H38L39 128ZM48 127V126H47ZM64 127V126H63ZM64 127V128H65ZM85 127V126H84ZM24 128V127H23ZM32 128V127H31ZM67 128L66 131H67ZM83 128V127H82ZM25 129V128H24ZM41 129H42V126H41ZM40 129V130H41ZM43 130V129H42ZM46 130H49V129H46ZM76 130V129H75ZM79 130L80 127H79ZM166 130V129H165ZM176 130V129H175ZM174 130V131H175ZM4 131V130H3ZM44 133L47 132L45 130H43ZM50 132H52L51 130H49ZM48 131V132H49ZM65 131V130H63ZM73 131V130H72ZM84 131V130H83ZM86 131V130H85ZM90 131V129H89ZM173 131V132H174ZM47 132V133H48ZM119 132V131H118ZM169 132V131H168ZM3 133V132H2ZM53 133V132H52ZM69 133V132H67ZM65 132V134H67ZM77 133V132H76ZM76 133L74 134H70L73 137L76 136ZM89 133V132H88ZM86 133V135L88 134ZM147 133V132H146ZM149 133V132H148ZM59 134V133H57ZM133 134V133H132ZM50 135V134H49ZM56 135V134H55ZM54 135V137H56ZM61 135V134H59ZM69 135V136H70ZM84 135V134H82ZM81 135V136H82ZM65 136V135H63ZM68 136V134H67ZM70 136V137H71ZM91 135H89V137L85 136L83 137L86 138V141L82 142L81 143H85V142H90V144H93L95 141V137H93L94 139H92L90 137ZM53 137V138H54ZM45 137H43V143L41 142H37L35 140L34 143L31 145V144H26L24 147V149H19L16 151V153H13L12 155H9L6 157L5 159V162H4V166H5V169H2L1 171H6L7 169L12 171V174H11V177L12 178H18V183L19 185V190L20 191H24L25 194L24 197L27 198L30 193H32L34 191V188L37 186V182L36 185L33 186V183L30 181L31 178L30 177H26L25 174H28L30 173L32 176H39L42 175L44 172H46L47 170H50L51 169V161H48V159L46 157H43L42 155L39 154L40 150L42 149V145L45 143V140H44ZM50 139L47 143H49L51 140L53 141L54 139ZM58 138V137H57ZM56 138V139H57ZM72 138L70 139L69 138V141L66 139L68 142H70V140L72 141ZM63 139V138H61ZM63 139V140H64ZM92 139V142L89 141ZM39 140V139H38ZM41 140V139H40ZM48 140V139H47ZM58 140V139H57ZM60 140V139H59ZM63 140H61V143H63ZM81 140V139H80ZM42 141V140H41ZM51 141V142H52ZM64 142L65 144L67 143ZM79 141V139H78ZM115 141V140H114ZM150 140H148L149 142ZM152 141V140H151ZM181 141V140H180ZM77 142V141H76ZM170 142V143H169ZM46 143V144H47ZM72 143H74V141H72ZM141 143V142H140ZM158 143V145L160 144ZM169 143V145H168ZM52 144V143H51ZM56 144V143H55ZM88 144V143H87ZM89 144V145H90ZM95 144V143H94ZM144 144H147L146 141L144 142ZM142 144V145H144ZM50 143L47 145V147L51 148L50 146ZM70 145V144H68ZM66 145V146H68ZM73 146V144H71ZM85 145V144H83ZM88 145V147H89ZM140 145V144H139ZM148 145V144H147ZM64 146V145H63ZM60 145V147H63ZM64 146V147H66ZM75 146V145H74ZM81 147H85V146H82L80 145ZM151 146V145H150ZM160 146V145H159ZM158 146V147H159ZM44 147V146H43ZM46 147V146H45ZM46 147V148H47ZM55 149L58 147L60 148L58 145L57 146H54ZM63 147V149H56V150H61L63 152L61 153H64L66 150V153L69 154V146L65 149ZM79 147V146H78ZM92 147V145L90 146ZM95 147V146H94ZM94 147H92V153H93V149ZM98 147V146H97ZM143 147V146H142ZM144 147H146L144 145ZM149 147V146H148ZM44 149V150H47V149ZM141 148V147H140ZM155 149L157 147H154ZM65 149V151H64ZM74 149V148H73ZM82 149V148H81ZM80 149V150H81ZM97 149V148H95ZM146 149V148H145ZM159 149V148H158ZM43 150V151H44ZM77 149H75L76 151ZM87 150V146H86V149ZM84 150V151H85ZM183 151V152H180V151ZM49 151H51L49 149ZM72 150H70V153ZM89 151V150H88ZM149 151V150H148ZM48 152V151H46ZM51 152H55V151H51ZM50 152V153H51ZM59 152V151H58ZM57 152V153H58ZM79 151L77 150V153ZM91 152V151H90ZM144 152V150H143ZM151 152V151H150ZM155 151H153L154 153ZM157 152V151H156ZM159 152V151H158ZM49 153V154H50ZM63 154V156H60V152H59V156L61 159L59 160H65L63 159V157H67L66 155L67 154ZM76 153V152H74ZM91 153V155H92ZM148 153V152H147ZM157 154V153H155ZM160 154V153H159ZM161 154V156H163ZM58 155V154H56ZM72 155V154H70ZM75 155V154H74ZM73 155V156H74ZM72 156V157H73ZM156 156V155H155ZM153 156V157H155ZM58 157V156H57ZM71 157V156H70ZM69 157V158H70ZM75 157V156H74ZM152 156L150 155H144L142 158H139V159H136V158H131V160L136 164L135 166L140 169L142 166H143V163L145 161H150L152 164V171H156V170H159L160 168V165L159 163H157L156 159L153 158ZM165 157V156H164ZM58 160V158H56ZM68 160V157L67 159ZM65 160V162H66ZM74 160V159H73ZM55 161V160H54ZM92 161V160H91ZM131 161V162H132ZM89 162V161H87ZM61 163V161L59 162ZM64 163V162H63ZM67 163V162H66ZM90 163V162H89ZM88 164V163H87ZM3 166V167H4ZM167 166V165H166ZM85 167H86V164H85ZM90 167V165H89ZM88 167V168H89ZM165 167V166H164ZM7 168V169H6ZM166 168V167H165ZM135 169V168H134ZM44 171V172H42ZM167 171V170H166ZM172 173H175V176L173 177L171 174ZM1 176V174H0ZM0 178H5V174L0 177ZM31 182L30 185L25 189L23 188L22 184L26 183V182ZM160 182V183H158ZM40 183V182H39ZM44 183V182H43ZM48 186V185H47ZM12 187V186H11ZM26 187V186H25ZM47 188V187H46ZM48 194V193H47ZM34 200V199H33ZM42 201V200H41ZM31 202V201H30ZM48 202V201H47ZM50 202V201H49ZM28 204V203H27ZM30 204V203H29ZM32 204V203H31ZM48 204V203H47ZM52 204V203H51ZM34 205V204H33ZM28 206V205H26ZM24 208V207H23ZM45 208V207H44ZM22 209V208H21ZM29 209V208H28ZM24 210V209H23ZM25 211V210H24ZM29 211V210H28ZM50 211V210H49ZM27 212V211H26ZM48 213V212H47ZM32 215V214H30ZM29 215V216H30ZM35 215V213L33 214ZM29 216H27V218H29ZM41 217V216H40ZM127 217V216H125ZM23 218V217H22ZM22 218L21 216H18V223H17V232H18V235H19V238L18 239H8L5 243L2 242V240L0 239V262L1 261H11L13 260L12 262H15L17 258H20L21 259V252H29L30 249L32 248H35L36 246H40L42 244V242L46 239H49L50 236H51V227H52V217L51 215L48 213L44 219H27V220H24L22 221ZM124 219V217H122ZM2 224V223H1ZM4 224V223H3ZM2 224V225H3ZM16 224V223H15ZM130 224V223H129ZM127 223L125 221H123L122 219H119L116 224H115V227H114V232L117 233V234H123L127 231ZM15 230V229H14ZM43 259H40L39 260V263L37 264H43ZM58 261H60V263L62 262V258H59ZM20 264H28L26 262H23V261H20ZM70 264H74V262L70 263Z\"/></svg>", "mask_w": 264, "mask_h": 264}, {"label": "crops", "instance_id": "obj_3", "mask_svg": "<svg viewBox=\"0 0 264 264\" xmlns=\"http://www.w3.org/2000/svg\"><path fill=\"white\" fill-rule=\"evenodd\" d=\"M128 191L113 166H103L95 189L52 240V249L73 255L74 264H103L92 236L114 232L119 219L134 215ZM187 214L192 229L174 240L183 246L172 264H264V184L244 187L218 206L197 204Z\"/></svg>", "mask_w": 264, "mask_h": 264}, {"label": "built area", "instance_id": "obj_4", "mask_svg": "<svg viewBox=\"0 0 264 264\" xmlns=\"http://www.w3.org/2000/svg\"><path fill=\"white\" fill-rule=\"evenodd\" d=\"M178 93L188 95L183 91ZM53 106L49 99L43 97L29 101L26 92L14 84L0 95V122L15 126L27 121L44 126L54 121ZM128 198L131 202L130 195ZM191 229L192 222L187 212L173 214L157 208L138 212L130 222L126 234L100 230L93 234L92 242L96 245L97 258L103 264H172L183 246L182 243L177 245L174 240ZM54 253L63 255L52 248L47 249V255L52 256ZM69 257L74 261L73 255ZM43 258V264H49L46 257ZM38 260L35 264L39 263Z\"/></svg>", "mask_w": 264, "mask_h": 264}, {"label": "water", "instance_id": "obj_5", "mask_svg": "<svg viewBox=\"0 0 264 264\" xmlns=\"http://www.w3.org/2000/svg\"><path fill=\"white\" fill-rule=\"evenodd\" d=\"M254 21V20H253ZM252 26H253V22L251 21V26H250V30H249V37H248V45L251 42V38H252ZM249 54H250V50L245 54V58H244V63H243V74H242V78L246 72V69L248 67V59H249Z\"/></svg>", "mask_w": 264, "mask_h": 264}]
</instances>
